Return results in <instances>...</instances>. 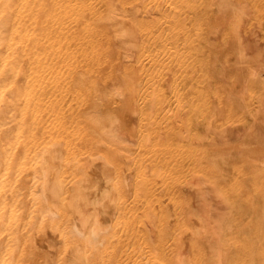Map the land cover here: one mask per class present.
<instances>
[{
    "label": "bare ground",
    "instance_id": "bare-ground-1",
    "mask_svg": "<svg viewBox=\"0 0 264 264\" xmlns=\"http://www.w3.org/2000/svg\"><path fill=\"white\" fill-rule=\"evenodd\" d=\"M16 1L17 0H15V5H16ZM87 1L88 0H86L85 3H87ZM89 1L91 8L89 7L88 4L87 6L90 8L88 13H90L91 16L88 15L87 17L91 18V22H89L91 23L89 25L91 26V28H89L88 26L89 30L91 29L90 30L91 32H89L88 30V32L91 34V35L89 34L91 36V41L89 42L88 41L89 39L88 40L85 39V41H88L89 44L91 43V49H90L91 51H87L86 49L84 50V55H86L85 54L86 52H88L89 54L87 59L85 58L84 64H86V66L90 65L94 69V72L95 71L97 72L95 73L90 72L91 73L90 74L88 72L89 68L85 67L86 69H88L86 70L83 67L84 65L81 66L82 70L81 69L79 70L78 67L80 68L81 61L79 60L80 65L75 61L79 65L76 67L75 65L77 64L74 65V67L77 68L74 71L79 70L77 71L78 72L77 80L79 82H82L83 84V80L87 78L88 80L87 79L86 80L93 85V87L91 85L89 86H90V90H93L94 92L93 95L95 96L93 100L94 102L95 100L98 99V102L99 103L101 102L100 104H102L103 99H109V101L112 100V103H114V102H119V99L116 101L117 98L115 99V97H120V99L122 100L123 98L124 99L127 98L128 103L127 104L125 103L126 106L123 107L124 110H130L131 112L128 114L125 113L126 119H124V121L122 120L121 116L119 117V115L114 113L116 109L114 112L112 111L113 113L110 112L113 109H111L110 111H105L103 113L102 111L101 113H98V111L100 110L99 106L101 107L100 104L99 106H96L94 104L93 107L92 105L88 107L86 104L85 106L88 108L86 109L85 107L86 110L84 109L85 111L83 112L82 118L81 116H79L81 119H83L82 121L78 119L79 117L76 116L75 113L74 118L76 119L78 117L77 118L79 120L78 122L83 123L82 124L83 127L85 123V127L83 129L85 130V128L88 127L87 129L89 131L87 129L85 131L82 130V126L78 122L77 123L79 125L75 123L77 125V128L81 129L82 133L89 132V134L84 133L85 134L84 136V134H82L79 129L78 130L76 129L78 133L81 134L80 136H83L84 138L87 137L88 139L84 140V138H82L83 139L82 141L81 137L79 138L77 133L76 135L78 136L79 140H81V142L74 141V144L72 143V145L75 148L74 147L72 148L77 150V148L79 147H76L77 145L76 142L77 143L79 142L80 147L82 146V144L84 148L88 146L90 147L91 152H87L86 155L85 152L83 151L84 149L81 151L78 150L77 151L79 152L78 154H80V152L82 153L84 152V155L86 157L83 158L82 156V158H79L77 160L73 158L71 161H69L70 159L68 156L69 163H67V165L69 167L68 166L67 167L69 169H67L66 172L67 174H66L65 173L66 170H64V172L62 170L64 169L63 166H65L67 158L65 160V163L64 161L63 162L61 161L62 150L60 148L63 149L62 140H65L66 138L65 136H67L68 135L67 133H69V131L71 130L70 128H68L69 126L66 127L70 129L68 130V132L65 131L66 128L64 130L66 132L64 133L65 136L63 135L64 138H62L63 136L59 135L60 133L56 134L57 126L59 125L55 126L56 128V130H54L56 132L55 136L56 137L61 136L62 138V140H60L62 144L61 146L59 145V142L58 144L54 143V140L50 136L49 137L50 139H48L45 142L43 141L44 143L43 142L41 143L42 147L37 148L36 146L38 144L36 145V143L38 142L35 143V139L38 136L40 137L42 135L40 128H39L40 135L38 133L37 136L35 129H34V133H31V131L28 129L29 127H31V125H33L32 122H30L31 119L29 120V125L27 124L25 126V124L28 122V120H25L24 117L26 116L27 113L26 111L29 110L31 114V109L28 108L30 102L28 101L29 102L27 103L28 106L26 105V103H24L28 109L27 108L25 109L26 106H21V108L23 107V110L21 109V112L24 111L22 112L23 115L21 114V112H19V114H16L15 112V110H17L18 104L19 107L21 104H23L22 99L24 101V98L27 97V93L24 94L26 92L23 89L25 88L23 87L24 84L22 83L21 84L22 86L19 84L20 82H23L22 80L18 82V84H16L17 82L12 83L10 77L14 78L13 76L16 77L18 76L16 79H14L16 81L18 78H20V71H21L22 75L25 76L24 79H26V75L23 74L26 72V69L25 68L21 69L22 67L21 65H23L24 62L22 63L20 61L21 58L24 61L23 57L25 58V56L28 55L29 50L28 51L26 50L28 53L26 51L24 52L21 48L22 46L21 47L18 46L22 50L21 53L22 52L25 53L24 54L25 56L23 57L19 55L21 53H18V51H20L18 47H17L18 48L17 51L16 49L13 50L14 53L16 51L14 58H16L17 54L20 58V61H18V63L16 59H15L16 61H14L15 63H17L18 67L15 63L10 61L11 58L13 57L10 56L11 53L10 54L7 53L8 58L10 60L6 57L7 55H4L3 57L2 48L6 44H8L10 37H13L11 34H13L16 31V30L14 31L13 29H14L15 21L17 19V17L15 16L17 14H15V10L13 9L15 7V6L13 7L14 4L13 0H0V81L2 82V83L0 82V264H31V263L32 264H96V261L97 264H100L101 261L100 263L98 261L102 255L105 256L104 253H106V251L109 248V247L107 248V245L109 243L112 244L113 241L112 239L115 238L118 239L119 237L124 238L125 233L123 234L121 233V229L123 227H124L123 228L124 231L125 229H127L128 232L127 231L126 232L128 236L129 234L132 233L134 235V231L135 232L137 231L138 234L137 238L139 237V234L146 236V234L144 233H147V235H149L148 231H151L150 230L151 226L152 225L155 226V224L151 222V217L153 216L152 220L153 218L154 221L160 219L156 223L160 221L162 223V226L163 223L166 222V228L165 225L163 226L165 232L163 231L162 234L165 233V235H167L169 231L172 232L173 230L175 231V229L173 228H171L172 230H170V227L172 226L176 227V225L174 226L173 224V222H177V220H179L177 217H174L176 216V213L179 214L181 217L183 216V218H185V219L182 218L181 220L182 221L185 220L184 222L187 224L188 227L184 224L185 227L181 226V228L184 227L182 228V230L186 229L185 232L183 231L185 234L181 235L182 234V230H181V234H180L181 236H178L179 233L175 235L177 237V238L175 237V241L177 240L176 242L179 244L178 247L176 246L177 247L176 249H179L178 251L181 252L179 253L178 251L175 250L176 255L178 254L177 256L178 258L177 260L175 258L172 264H191V263L192 264H240V263L264 264V40H263L264 26L261 25L262 23H260L259 26H263V31L261 32L260 30L262 29L259 30L258 29L259 26L258 28H256L255 25L254 28L253 25L255 23H252L253 24L252 25L251 20H248L249 18L248 15L251 16V11L249 12L248 9L252 8V1L250 2L251 4L249 3L248 0H89ZM246 1L249 3L248 5ZM255 2H257V0ZM263 2L260 1V3ZM35 3L37 5L38 2H36L35 0ZM43 3L46 5L47 1L45 0V2ZM21 4L24 5V3ZM263 4L261 5V7H263ZM28 5L30 6V4ZM20 6L21 5L19 4L18 9ZM254 6L256 7V5ZM39 7L41 8V6ZM255 7H253L252 9L254 11V12L252 11V13L253 14L255 13L254 17H256V15L260 11L262 12V14L259 13L258 15L263 16L264 9L258 10V6H257L256 7L257 12L259 11L257 13L254 10ZM34 8H35V4H34ZM45 9H47V7ZM31 10L34 11L35 9L34 10L31 9ZM41 11L44 13L45 10H41ZM36 12H38V10ZM84 14H85L84 16L86 17V12H84ZM37 16H39L37 18L39 21L35 19V22L38 23L40 22L41 16L38 14ZM260 16L258 17L260 18ZM185 18L190 20V24L187 26L189 27L188 29L186 28L187 25L186 20L184 24ZM256 18H252V19H256ZM261 19L263 20L264 18L262 17ZM16 22L19 24V20H17ZM22 22L25 23L28 22V20L25 21L23 19ZM194 22L196 23V25L194 26V30L192 31V28L190 26L192 24L193 27ZM37 23L35 25H37ZM27 24H29V22L26 23V27ZM40 24L43 25L45 23L41 22ZM81 25L83 24L81 23ZM40 26L38 27L41 28V30L39 29V31L41 32L43 28ZM251 26L253 27V29L250 30ZM32 27H30V29ZM22 28L19 31H22ZM26 31L28 30L26 29ZM165 32L167 33L170 32L173 38L176 37V39H178L179 36L181 40L183 39L184 42H186V40L189 41V42L187 41L186 43L187 44L189 43L190 46L187 47L190 48L188 49L190 53V62L189 60H187V56L189 53L185 51L183 48H180L181 46L175 47L174 52H172V54L178 53L179 57L180 55L181 57H183L182 59L183 61L185 58V53L183 56L181 54L182 50L180 51V49H183L184 52L187 53L185 61L186 62L188 61L187 65L189 66L184 68L183 70L186 69L188 75L187 76L185 75V77H187L186 81L185 78L182 77L184 79L182 83H184L185 81L186 85L184 84V90L183 89L180 90L182 93L184 92L185 96H187L191 100L190 101L191 103H193L192 101L195 100L196 102L197 100L199 102L197 103L200 104L198 107L201 106L200 108L201 115L199 116V119L201 117L202 119L200 121H198L199 119L196 120L198 122L194 124L189 123L191 122L190 121L191 118L190 119L188 118L187 120L189 121L188 123L190 125L194 126V129L196 131V133L194 131V133L196 134L194 137L196 143L194 142L193 138L191 139L192 135L191 137H189L193 129L190 130L191 126L187 127L189 125L188 123L186 127H183L184 129H181L179 128L180 125L179 127L175 126V124L177 125L176 121L174 122L175 124L173 123L174 117L173 119L171 118L173 121H170L171 119L168 120L170 122V125H172L170 126L171 129L173 128V131L175 129L174 135H173L174 132H172L171 129L164 127L165 124L167 125V123L169 125V122H164L165 123L163 124L164 126L160 124L163 122V119L165 117H166L165 119H168L169 116H171L174 112H176L177 107L174 109L171 115L169 116L167 115L168 117L166 115H162L164 116L162 122L160 120V117H158V115H157L158 118L157 120L160 121L159 123L157 120L153 119L154 122L156 121L159 124L158 125L157 123H154V125L157 124L156 126L158 128L156 129L155 126L153 129V130L156 129L155 133L159 134L157 135V137L151 135L152 133L154 134L153 130L150 132L151 126L153 125V120L151 121L152 125L150 124V127L148 126L147 128L142 127L143 128L142 130L141 128H138L139 126H135L138 125L137 122L133 123L132 121L133 117L141 115V113L142 114L146 113L145 114L146 116L144 115V117L148 116L150 118L149 116L150 111L148 110L149 108L152 109L151 114L154 116L156 115L155 113L156 111L155 109H153L155 107L157 112L160 111L159 115L161 112L163 113L162 109L161 110L157 109L158 105H160L158 106V108L160 107L162 108L163 105V104H158V102L160 103L159 99L162 97L161 103L164 100L166 101L168 100V98L164 97L166 96L165 93L167 86L168 88L171 87V89L174 90V87L171 84H175L176 81L173 83L171 82L174 80L175 77L173 78V80L170 77V80L172 81L169 82L170 81L169 66H172L174 63L171 64L172 63L171 61L169 62L171 65L167 63L168 68L166 67L167 64L166 66L163 65V67H165L168 71V76L166 75V73L161 75L160 71L161 70L164 71V68L160 67L162 66V63L161 65L160 64L155 65L159 63L158 61H160L161 59L160 57H163V55L161 56V54L167 49V47L170 48L169 45L166 48H164V46L167 45L166 43H168L167 40L166 41L164 40L167 39V36L166 38L165 36L164 38L162 37L163 33ZM83 33L84 32L82 31V34ZM29 34L30 33L27 34L28 37L31 36V35L29 36ZM86 35H88V33H86ZM184 37L186 38V40ZM148 38H152V41L151 39ZM38 39H36V42ZM148 41H150L151 43ZM30 43L31 42H29L28 45H30ZM177 44L178 42L176 43V45ZM39 46H37L38 49ZM145 46H147L146 49ZM10 48L8 47L7 49ZM88 48L89 47H87V49ZM143 48L145 50H143ZM177 48L179 51H176ZM145 51L147 53L149 52L148 55L153 53L157 56L158 63L155 62L154 65L152 64L154 69H156V67L161 68V70L160 68L157 69L159 70L158 72L160 76L156 74L155 76H152L156 72L155 70H151L152 69L151 68L150 70L154 71V73L151 72L150 73L151 75L146 73L147 75L150 76V78H148L149 80L147 78L145 79L143 78L144 80H142V77H146L143 76L145 75L143 74V72L145 73V70L147 72V68L149 67L144 65L145 63L143 59L145 58L144 56L147 54L145 53ZM166 51L165 53L169 52ZM170 53L171 51L167 54V57L169 56ZM158 54H160L159 55L160 57L158 56ZM155 55L151 56L152 57L151 63L154 61V58L156 59ZM78 56L79 55L77 54L76 57ZM173 56L171 57L169 56V60L171 58L172 61L181 59V58L178 59V57H176L177 59H175V56L174 58ZM151 57H146V59L147 58L151 59ZM79 59L82 60V58ZM29 60H31V58ZM182 61L180 60V63ZM185 61L183 63L186 65ZM26 62L27 64H30V62H28V59ZM176 63H178V61H176ZM19 64H20V69H19V73H17L16 72L17 70L15 69L19 68ZM40 65L41 64H38V66ZM147 65H149V63ZM175 65H177L178 67L179 63ZM27 66L28 65H26V67ZM31 66L33 67V65ZM35 67L36 65L34 66V68ZM94 67H98V69L95 70L96 68ZM183 67L180 68L182 69ZM83 68L85 71L83 70ZM172 68H170V70L173 71L175 68L173 69ZM180 68L179 70H177V72L182 71ZM23 70H25V72H22ZM175 70L173 71V73L171 71L172 75L176 73ZM167 71L165 70V72ZM182 74L184 76V73ZM1 76H4L5 78L7 77V79L5 80L7 81L11 80L8 81V83L10 82L11 83L6 84L7 82H4L1 79ZM92 76L94 79L92 78ZM146 79L147 81L154 79L153 80L154 82L152 81V83L153 86H156V88H154L155 90L152 92L148 90V92H150L148 93L146 89L150 84H146L147 82L146 81L145 90L147 93L145 94L144 92V94H142V90L140 89L141 85L139 86V84H141V82L145 81ZM87 83L85 85H87ZM155 83L156 85H154ZM179 83H181V81H179ZM177 84L175 85L177 86ZM79 87H81L80 84ZM79 87L77 88L79 94L78 97L76 96L77 97L76 102H78L79 96H80L79 98L80 100L82 98L80 94H82L83 90L82 88ZM142 87L143 85L141 86V88ZM79 89L82 90V92H80ZM176 90L177 89H175V92ZM22 92H24L23 93L24 96L22 95ZM86 92H87V88L85 89V93ZM87 93L91 94V92H87ZM87 93L85 97L87 96ZM176 94L180 95L181 93L176 92ZM221 94L223 95V97ZM181 95L183 97V94ZM122 96L124 97L122 98ZM89 97L90 96H88L87 98ZM29 98L27 100H29ZM218 98L220 100L222 99L223 103L225 104H227L228 102L230 103V101L232 100V104L230 103L231 105L229 104L228 106H226L224 104V106H226L227 109L229 107V112L226 111V114H230V118L232 121L230 123H234L237 120L236 121L237 124L236 123L227 124V122L226 124L221 123L222 119H224V121H228L230 119L229 116L225 114L224 116L222 114V117L216 118L218 114L216 115L215 113H213V111L214 108H217V106L213 108L210 103L215 99H217L218 102L219 101ZM85 99H83L82 101H84ZM18 100L21 101L18 102ZM174 101H177V98ZM84 102L86 103L89 102V104L91 103L88 100H85ZM123 103L119 105V108ZM182 103L183 102L181 99V103H178L180 104V107H178V109L180 108L179 110L181 111H182L181 106L183 105ZM191 103L186 105L190 106ZM219 103L217 105L221 106L222 104L220 101ZM115 104L117 105V103ZM167 104L165 105V107H167ZM176 104L177 103H175L174 106ZM36 105L39 106L38 103ZM41 105L42 102H40V106ZM104 105L106 107V103ZM107 106L109 105L107 104ZM185 106L184 108L186 109L187 107ZM192 106L190 108H192L193 111H196L197 109H195V107L197 106L195 105H194L195 107ZM30 107L33 108L34 106L31 105ZM96 108H98L99 110ZM34 111L37 112L39 111V109L37 111L36 110ZM186 111L187 110H185V112ZM237 111H240L241 113V115L237 113L239 117L236 116L235 112ZM153 112L155 114H153ZM32 113L33 114L31 115V117L34 116V120H36L34 115L36 113H34L33 111ZM37 113L39 114V112ZM68 113L70 112L68 111ZM168 113L169 112L167 111V114ZM191 113L193 112L191 111ZM234 113H235L234 115L235 119L232 120L234 117L232 114ZM51 114L52 113H50L49 115ZM21 115L24 118L21 117L20 120ZM77 115H80V112ZM141 116L143 117V115ZM141 116L140 118L137 117V119H140V121L142 122H140L139 120H135V118L134 121H139L140 125L141 123H143L144 125L146 119L145 120L143 119L144 120L143 121L141 119ZM172 116H174V114ZM179 116L177 117L179 118ZM226 116H228L227 117L228 120H226L227 119L225 118ZM57 117L59 118V116ZM196 118H198V115L196 116ZM48 119L49 118L47 117L45 121L43 120L45 122L44 125L49 124L50 121H48ZM77 119L75 121H77ZM165 119L164 121H167ZM183 119H185V116ZM50 120H52V117ZM176 120L178 119L176 118ZM39 121L41 120L39 119ZM47 121L48 123H46ZM64 122L65 119L63 120V123ZM72 122L71 123L69 122L71 124L70 127L72 126ZM35 123H37V121H35ZM40 125L43 124L40 123ZM64 125L66 126V124ZM76 125L74 126V128L76 127ZM36 126L37 125H35V127ZM43 126L42 128L44 127L47 128V125L44 127ZM177 127L179 128V130H185L186 128V130L190 132L188 134V132L185 130L188 135L186 134V136H183L184 133H181V131L179 132ZM58 129L60 128L58 127ZM167 129L170 130L171 132L170 131L166 132L168 131ZM36 130L38 129L36 128ZM45 130L46 129H43L42 131L45 132ZM62 130L58 132L62 133ZM27 131L29 132V134L30 133L31 135L33 134L34 138L35 136H37L34 139L33 136L30 135L31 136L30 139H33L32 141L31 140L30 141L34 142V146L36 147L34 148L36 149V151L34 150L35 151L34 154L33 152L32 154H30L33 148H30V146L28 147V142L26 139L29 136V134H27L28 133ZM54 131H52V135L54 134ZM146 131H149L151 136H148L149 132L147 133ZM176 131L177 133L179 132L178 135L180 139L183 137V139L188 140L190 143H188V146L185 148L184 147L185 145L183 146V144H181L183 143V141L181 142V140H179L181 143H179V141H176L177 145L173 143L174 144L173 146L175 148L174 149L175 152H174L172 148L171 138L177 135ZM49 132H48V136H49ZM161 133H163V135L166 134L165 135L166 137L164 138V136ZM180 133L182 135H180ZM167 134H169L171 137L168 138L171 141L167 140L171 143L170 145L168 142V148H167V143H165L167 142L165 139L167 138V136H169ZM76 135H74L72 139H75L77 137ZM142 135H144L145 137H142ZM161 135L163 136L164 139H162ZM93 136L95 137L93 138ZM89 137H91V139L92 138L95 139V141L97 142L92 141ZM149 137H152L153 139ZM42 138L43 137H41V139ZM58 138L57 140L60 139ZM189 138L192 142L189 140ZM51 139L53 142L49 141ZM88 140H90L91 142H95L94 143L95 146L98 143V145H100V147H98L99 150L96 151L98 148L94 146L96 148L95 150V148L92 146V143L90 144V141L88 142ZM163 141L165 144H163ZM31 142L29 143V145L32 144ZM133 142H135V144L137 142L136 146L138 147L140 146L137 153L139 156L138 159L142 161H144V158L140 159V157H146L143 156L145 153L148 155V153H150L151 150L152 151H154V149L156 150V148L160 144H163L160 145L161 146L160 149L163 148L165 145L166 148L165 147L164 148L167 151L165 152L164 150L165 153H168V150L171 151L170 147L172 148V151L176 153V151L179 148V145L180 146L182 145V147H180L179 150L184 147L185 148L183 149L184 152L181 151L184 155L181 152L177 151V153L180 154L178 158H180L181 155L182 158L184 157L186 159L187 157L186 161L185 160L184 161L187 162L188 165L190 163L188 159L189 160L191 159L193 161L197 160L195 164L193 162L192 164L195 165V168H197L198 171L196 174L193 173L195 175H193L192 177H188V175L189 176L191 175L187 173L189 172V170L191 171L190 168L193 167L192 169H194V166L193 165L192 167L191 165L188 166L186 163L187 166L185 167L184 164L185 171L184 170L183 171L186 172V170L189 167L190 168L188 169L186 174L182 173L183 172L182 169H180L177 163L174 161L178 159V158L174 159V157H176L178 154H175V156L173 157V155L172 156L170 155L171 153L170 154L168 153L169 155L167 154L168 156H166V154H164V152L161 150L162 153L160 154H162V156L164 154V156L163 157L159 156V158H157L159 147L156 150L157 152L154 151L156 153L155 155L156 158H154V155H151L152 152L150 153L149 156L153 158L151 157L146 158L147 161L145 162L147 163H145L144 168H142L141 166V164H143L142 161L140 163L139 160L138 162L140 164H138V167H136L137 163L136 166H134L135 168L128 167V165L130 164L132 165L134 158V157L132 158V154L134 150L133 152L130 151L132 148L131 143ZM103 144L110 149L109 152H107L108 150L105 149L106 146H104L103 149L100 150L101 145ZM65 145L67 144L64 143V146ZM32 146L33 144L31 145V147ZM134 146L135 145H133V147ZM74 149L72 151L75 152ZM69 150L67 151V147H66V151H65L64 148L65 153L66 152L69 153L71 151ZM135 150H137V148ZM102 151L107 153H103ZM97 152L98 153L101 152V154L99 153L96 155L95 153ZM65 153L63 154L65 155ZM73 153H70V156ZM128 153L131 154L130 157L132 158V162L128 158L129 157ZM73 156L76 157V155ZM79 156L81 157V154ZM165 156L170 163L171 162L176 163V164L173 163L174 165L171 164L173 168L171 167V169L168 170L169 173H172L173 171L174 174V172H177L179 170V172L183 175V178H185L183 180L181 175L182 178L181 179L180 174L177 172L179 174V176L177 174V177L181 179V181L177 180V182L178 181L181 182L179 183L180 185L177 183V186L179 185V189L177 186H175L176 187L175 189L173 187L175 184L172 183L176 178V173L175 175H172L169 174L167 170L165 171L164 168H162V171L161 169H159L161 168V166L166 167L167 164H169V162L166 159L165 160L167 161V163L166 161L164 162L163 158ZM70 158H72V156ZM135 161L136 160L134 159V163ZM178 161L179 163H181L182 162L181 158ZM129 162L131 163L129 164ZM162 162L164 166L163 164L161 165ZM61 165L63 167L62 170H61ZM157 169L159 170L157 171ZM173 169L174 170L176 169L177 171L176 170L174 171ZM163 171L169 174V175L167 174L168 180L166 179L168 183L169 181H171L170 175H172V177L174 176L173 179L171 178L173 180L171 181V184H173L172 186L173 188L172 187L168 188V183L167 182L165 183L167 185L168 190L170 191V194H173L174 193L173 191H175V193L178 192L176 193L177 197L174 196L175 193L173 194V196L171 195L172 198L174 197L173 201L170 198L169 199L170 202L167 204H165V200H163V197L165 196V193L167 195V192L169 191H165L166 185L164 186V182H163V186L165 187V189H162L163 186L161 188L162 181L165 180V179L162 180V178L166 176V175L164 176L165 173ZM161 172H163L164 174ZM247 172H248V176L245 175ZM60 173H64L66 174V176ZM149 173H151L152 176L155 175L154 178H151L150 177L151 175ZM158 174H159L158 177H160L161 178L160 180H162L161 184L160 182L158 183V180H155L156 182L154 183L155 184L158 183V184L152 185L154 179L157 177ZM160 174L163 175L160 176ZM147 179H149V182ZM150 180L153 181L151 182ZM144 181L145 183L147 182L146 184L150 183V186L148 187L147 185H145ZM144 185L147 186L148 189L151 188L150 190L147 191V187H146V192L150 191L151 196L150 194L147 195L144 192L145 187H142ZM158 185H160V187H157ZM152 186L153 187L155 186L157 188L153 189ZM159 189H162L164 191L163 193L161 190L164 196L160 194L161 192H159ZM141 194L142 196L140 197L141 198L140 199L139 196ZM143 194H146L147 196L145 195L144 196L146 198L148 197V199L150 197L151 200L149 199V202H147L148 204L149 203L150 204L149 205L147 204L149 208H147L146 210L144 207H142L143 205L141 206L142 208L141 211L145 210L144 212H141L139 210L140 207L138 206L140 204H144L146 200H148L145 198L144 199L145 202H143L144 200L142 201ZM131 196L133 197L135 196V198L137 197V199L135 200L133 199V202L129 201ZM168 196L169 195H167L164 198L167 199ZM137 200L139 202L138 205L136 203ZM134 201L136 206L134 204ZM170 203L171 205L169 206ZM174 205L176 207L174 208L173 211ZM122 212L123 213L128 212L129 215L130 212H132L133 215L132 217L135 219L133 220L136 221L138 224L135 225L138 227L137 229H135V226L133 225V223H135L133 220H132L133 223L125 222L123 226L121 224L122 223L121 220L123 218L121 220L119 219L121 222L116 221L117 214L118 213L121 214ZM128 213H126V215ZM120 214L118 215L120 216ZM172 214L175 215L173 216ZM126 215L122 216L121 214L122 217ZM155 216L157 217V219H155L156 218ZM171 216L173 217L171 218ZM173 218L174 219L176 218V221L174 220L171 224L168 223V221L171 222L170 220H173ZM124 220L127 221V219ZM149 220L151 223H149ZM184 222H180L179 224L183 225ZM169 224L172 226H170ZM118 225L119 226L121 225L122 227H119ZM154 226L153 228L157 230L158 229L157 227L158 226L160 227L161 225L159 223L158 226L157 225L155 227ZM167 228H168V232H167ZM129 231L132 232L129 233ZM172 232H170V235ZM156 233L152 231V234H156ZM127 234L125 237H127ZM165 237L166 236H164V238ZM150 238L151 237H149V240ZM127 239H125V241ZM166 239L164 240L165 242L167 241ZM152 240L151 242H154ZM116 242L118 243L119 241ZM126 242L129 243V241ZM131 243L129 245H131ZM111 244H109L108 246H111ZM117 245L119 246L120 244L118 243ZM186 246H188V249L192 248L190 250L192 253L191 258L192 261L196 263L191 262L190 255H188L189 253L186 252L187 249ZM163 247L165 250V244L163 245ZM121 249L122 248H119V250ZM27 253L30 254L32 253L33 256L34 253L38 254L40 256L39 258L37 257L39 260L36 261L37 255L34 256V261L29 260L32 257L29 255L30 256L29 258ZM127 257H131V256L126 255V258ZM101 258L103 260V257ZM126 258L124 260H126ZM170 259H174V257ZM120 260H119L120 264H133L132 263L133 261L132 262L130 261L132 260V258L129 261L127 259V261L121 260L120 262ZM239 260L242 262H240ZM140 264H145V263L142 262Z\"/></svg>",
    "mask_w": 264,
    "mask_h": 264
},
{
    "label": "rangeland",
    "instance_id": "rangeland-1",
    "mask_svg": "<svg viewBox=\"0 0 264 264\" xmlns=\"http://www.w3.org/2000/svg\"><path fill=\"white\" fill-rule=\"evenodd\" d=\"M39 1H41V0H36V2H38L37 3V5H36V3H35V0L33 1V0H17L16 1V5H15V0H13V9L15 10V14H17L15 17H17V19H16V21L17 20H19V24L15 21V25H14V33L13 34H11L13 37H10V40L8 41V44H6L3 48H2V55H3V57H4V55H7L6 57L8 58V54H10L11 53V55L10 56H13L12 58H11V62H13V63H15L14 61H16L17 60V63H18V61H20V58H19V56H18V54H17V56H18V58H17V56H16V58H14L15 57V53H16V51L18 50V48L19 47H21L22 48V50L25 52L26 50L29 52H27L28 53V55H24L25 53L24 52H22L21 53V49L19 48V50L20 51H18V53H21V54H19L20 56H25V58L23 57V59H24V61L22 60V58H21V61L20 62H24V64L23 65H21L22 67H21V69H23V68H25L26 69V72H25V70H23L22 72H25V73H23L24 75H26V79H24V77L25 76H23L22 75V73H21V71H20V78H18L16 81L14 80V79H16L17 77L16 76H13L14 78H11L10 77V79L12 80V83L14 82V83H16V84H18V82H20L21 80L23 81V82H20L19 84L21 85L22 83L24 84V86L23 87H25V88H23L26 92L24 93V92H22V95L24 96V94H26L27 93V97L29 98V96H30V98H29V100H27L28 98L27 97H25L24 98V101H23V99H22V103L23 104H21L20 105V107H19V104H18V107L20 108V110H19V108L17 107V110H15V112H16V114H19V112H21V109L23 110V107L21 108V106H26L27 105V103H29L30 102V104H29V107L28 108H30L31 109V114H30V112H29V110H25L27 113H26V116H24L25 117V120H28V122L25 124V126L28 124L29 125V120H30V122H32V124L34 125V127H35V125H37V126H39V127H33V125H31V127H29L28 129L31 131V133H34V129H35V132L37 133V136H38V133H39V135H40V130H41V132H42V135L39 137H37V136H35V138L37 137V138H39V139H35L34 138V135L32 134L31 135V133L29 134V132L27 133V134H29V136L27 137V142H28V147L30 146V148H33L32 150H31V153L30 154H32V152H33V154H34V152L36 151V149H34V148H40V147H42V145H41V143L44 141H47L48 139H50L49 137L51 136V138L54 140V143H57L58 144V142H59V145L61 146L62 144H61V141L60 140H62V138H64V136H65V134L64 133H66V132H68V130H70L71 131V133H70V131H69V133H67L66 135L67 136H65L66 138H65V140H62L63 142V145H62V147H63V149L62 148H60L61 150H62V155L64 156H62L61 155V161L63 162L64 161V163H65V160H66V158H67V161H66V163H65V166H63L64 167V169L62 170V165H61V170L64 172V170H66L65 171V173L67 172V169H69L68 167V165H67V163H69L68 162V156H69V161H71L73 158H75L76 160L77 159H79V158H82V156H83V158L84 157H86L85 155H84V152H85V154L87 153V152H91V149H90V147H88V146H86L85 148L83 147V144H82V146L80 147L79 145H80V143L79 142H81V140L83 141V139L82 138H84L83 136H80L81 134H79L78 133V129L79 128H77V125H79L78 123H80V122H78L79 120L78 119H80V121H82L83 119H81L82 118V115H83V112L90 106V105H92V107H93V105L95 104L96 106H99V104L101 103H99L98 102V99L97 100H95V102L93 101L94 100V98H95V96H93L94 95V92H93V90H90V86L89 85H91L92 87H93V85L92 84H90L89 83V81H87L88 79L87 78H85L84 80H83V84H82V82H79L78 80H77V74H78V72L77 71H79L82 67V65H84L83 67L85 68V67H87V68H89V70L88 69H86V70H88V72L90 73H95V72H97V71H95L94 72V69L89 65V66H86V64H84V60H85V58L87 59V57L89 56V54H88V52H86L85 54L86 55H84V50L86 49L87 51H91L90 49H91V43L89 44V42L91 41V34L89 33V32H91L90 30H89V28H91V26H89L91 23H89V22H91V18L90 17H87L88 15L89 16H91V14L90 13H88L89 12V10H90V4H89V0L87 1V3H85L86 2V0H46L47 1V4L45 5L43 2H45V0L43 1H41V2H39ZM249 1V3L252 1V8H250V9H248V11L250 12L251 11V16H249L248 15V20H251V24L252 23H255L254 25H253V27L255 28V25H256V28H258V26L260 25V23H262L261 25H263L264 26V19L262 20L261 18L263 17L264 18V15L263 16H260V15H258L259 13L260 14H262V12L260 11H258L257 12V6H258V10L259 9H264L263 7H264V0H257V2H255L256 0H248ZM253 1H254V3H253ZM259 1V2H258ZM260 1L261 2H263V3H260ZM20 2V3H19ZM30 2V3H29ZM31 2H32V4H31ZM81 2V3H80ZM247 2V1H246ZM21 5L20 7H19V9H18V5L19 4ZM21 3H24V5L23 4H21ZM26 3V4H25ZM248 2H247V5L249 4ZM28 4H30V6L28 5ZM34 4H35V8H34ZM87 4L89 5V7L87 6ZM251 4V3H250ZM263 4V7H261V5ZM26 5V6H25ZM31 5H32V7H31ZM82 5H83V7H82ZM254 5H256V7L254 6ZM39 6H41V8L39 7ZM46 8L47 7V9H45L44 7ZM78 6V7H77ZM81 6V7H80ZM87 7V8H86ZM249 7H250V5H249ZM248 7V8H249ZM253 7H255V12H257L256 14L258 15V16H260V18L256 15V17L257 18H259V19H261V20H259V19H257L256 17H254V15H255V13L253 14L252 13V9H253ZM24 10H23V9ZM85 8V9H84ZM17 9V10H16ZM21 9V10H20ZM31 9H35L34 11H32ZM171 9V8H170ZM169 9V10H170ZM26 10V11H25ZM38 10V12H36ZM40 10V11H39ZM41 10H45L44 11V13L41 11ZM169 10H168V12H169ZM31 11H32V13H31ZM264 11V10H263ZM16 12H19V13H16ZM35 12H36V14H35ZM79 12V13H78ZM84 12H86V17L84 16L85 14H84ZM254 12V11H253ZM88 13V14H87ZM22 14V15H21ZM27 14V15H26ZM28 14H29V16H28ZM37 14L38 15H40L41 17H40V22H35V19L36 20H38L37 18L39 17V16H37ZM264 14V13H263ZM25 15V16H24ZM81 15V16H80ZM83 15V16H82ZM19 16V17H18ZM24 16V17H23ZM27 16V17H26ZM20 17H21V19H20ZM43 17V18H42ZM28 20V22H29V24H27V27H26V23H28V22H22L23 21V19L25 20V21H27L26 19ZM29 18H31V19H29ZM252 18H256V19H252ZM80 19V20H79ZM31 20V21H30ZM45 20V21H44ZM88 20V21H87ZM185 20H186V28L188 29L189 27H187L189 24H190V20L189 19H184V24H185ZM256 20H257V22H256ZM259 20V21H258ZM33 21H34V23H33ZM39 21V20H38ZM44 21V22H43ZM253 21V22H252ZM21 22V23H20ZM45 23V24H40V23ZM84 22V23H83ZM86 22V23H85ZM37 23V25H35ZM81 23L83 24V25H81ZM89 23V24H88ZM198 24V23H197ZM22 25V26H21ZM24 25V26H23ZM40 25H42V26H40ZM85 25V26H84ZM196 25V23L194 22V24H193V27H192V24H191V28H192V31L194 30V26ZM32 27V26H34V27H32L31 29H30V27ZM38 26H40V27H42L43 29H42V31L41 32H43V33H41L40 31H39V29L41 30V28H39ZM84 26V27H83ZM88 26H89V28H88ZM198 26V25H197ZM263 26H259V30L260 29H262V30H260L261 32L263 31ZM22 27H24V28H22ZM37 27V28H36ZM81 27V28H80ZM87 29H86V28ZM253 27L251 26L250 27V30L251 29H253ZM21 28H22V31H19V30H21ZM197 28V27H196ZM196 28H195V30H196ZM26 29L28 30V31H26ZM82 29V30H81ZM38 30V31H37ZM85 30V31H84ZM88 30H89V32H88ZM23 31H24V33H23ZM34 31H36V32H38V33H36V32H34ZM82 31L84 32L83 34H84V36H83V34H82ZM167 31H169V30H167ZM27 32V33H26ZM32 32V33H31ZM40 32V33H39ZM17 33V34H16ZM28 33H30L29 34V36L30 37H28ZM86 33H88V35H86ZM20 34H21V36H20ZM42 34V35H41ZM90 34V35H89ZM165 34V35H164ZM166 34H169V35H166ZM18 35V36H17ZM35 35V36H34ZM40 35V36H39ZM170 32H165V33H163V38H164V36H165V38H166V36H167V39H164L165 41L167 40V42L169 43H166L167 45L166 46H164V48H166L168 45L170 46V48H168L167 47V51H171V53L169 54V56L171 57V56H173L174 54H176V53H174V54H172V52H174V48L175 47H180V48H183L185 51H187L188 53H189V50L188 49H190V48H187L188 46H189V43L187 44L186 42L188 41V40H186V36L184 37L185 38V40H186V42H184L183 41V39L181 40V38L178 36V39L180 40H178V39H176V37L175 38H173L172 37V35H171V38H172V40H171V38H170ZM38 36H39V39H38ZM78 36H80V37H78ZM25 37V38H24ZM28 37V38H27ZM41 37H42V40H41ZM19 38V39H18ZM23 38V39H22ZM33 38V39H32ZM80 38V39H79ZM168 38H169V40H168ZM36 39H38V40H40V41H42V42H40V41H38L37 40V42H36ZM85 39L86 40H88V41H85ZM148 39H151V41H152V38H148ZM176 39V40H175ZM14 40V41H13ZM21 40V41H20ZM29 40V41H28ZM31 40V41H30ZM34 40V41H33ZM80 40V41H79ZM262 40V39H261ZM264 40V39H263ZM24 41H25V44H24ZM181 41H183L184 42V44H183V42H181ZM11 44H10V43ZM21 42H23V43H21ZM28 42V43H27ZM29 42H31L30 43V45H28L29 44ZM39 42V43H38ZM81 42V43H80ZM88 42V43H87ZM148 42H150V41H148ZM178 42V44L176 45V43ZM189 42V41H188ZM34 43V44H33ZM78 43V44H77ZM151 43V42H150ZM186 43V44H185ZM11 46H10V45ZM14 44H15V46H14ZM21 44V45H20ZM33 44V45H32ZM44 44V45H43ZM76 44H77V46H76ZM81 44V45H80ZM84 44V45H83ZM86 44V45H85ZM147 44V43H146ZM171 44H172V46H171ZM175 44V45H174ZM182 44V45H181ZM7 45H8V47L10 48V49H7L8 47H7ZM35 45V46H34ZM40 45V46H39ZM19 46V47H18ZM37 46H39V49L37 48ZM42 46V47H41ZM148 46V45H147ZM147 46H145V49L147 48ZM183 46V47H182ZM18 47V48H17ZM25 48V50H24V48ZM32 47V48H31ZM44 47V48H43ZM79 48V49H77V48ZM86 47V48H85ZM87 47H89L88 49H87ZM190 47V46H189ZM82 48V49H81ZM187 48V49H186ZM16 49V51H15V53H14V51L13 50H15ZM33 49V50H32ZM37 49H38V52H37ZM144 48H143V50H145ZM170 49V50H169ZM173 49V50H172ZM183 49H180V51H181V54L184 56V53H185V58H184V60L182 61V59H183V57H181V55H180V57H179V55H178V53L176 54V55H174L175 56V59H177L176 57H178V59H180L182 62L181 63H183L185 60H186V56H187V53L186 52H184V50ZM79 52H78V51ZM165 50V51H166ZM7 51V52H6ZM10 51V52H9ZM40 51V52H39ZM77 51V52H76ZM80 51H82V52H80ZM165 51L161 54V56L163 55V57H164V59H163V57H160L159 55L160 54H158V56L162 59V61H161V59H160V61H158L157 62V56L155 55V54H153V53H151L150 55H148L149 54V52L147 53L146 51H145V53H147L144 57V65L145 66H149L148 68H147V72H146V70H145V73L143 72V74H145V75H143V76H146V77H142V80H144L145 78H150V76L149 75H147V74H150L151 72H153L154 73V71H151V70H155V72L156 73H154L152 76H155V74L156 75H159V70H157V69H159L160 67H163V65H165L166 66V64L168 63L169 65H171V64H173L172 66H169L170 68H172L173 66V68H175L176 69V67H177V65H175V64H178L179 63V65L181 64L180 63V60H176V61H178V63H176V61H172L171 59L169 60V56L167 57V54L169 53V52H167V53H165ZM176 51H179L178 50V48L176 49ZM32 52H34V53H32ZM37 52V53H36ZM8 53V54H7ZM12 53H13V55H12ZM81 53V54H80ZM83 53V54H82ZM36 54V55H35ZM43 54V55H42ZM77 54L80 56H78L79 58H82V60L81 59H79L78 57H76L77 56ZM164 54H166V55H164ZM180 54V53H179ZM37 55H39V56H37ZM47 55H48V57H47ZM76 55V56H75ZM155 55V57H156V59L154 58V61L151 63V60H152V57L151 56H154ZM9 56V57H10ZM39 58V60H38V58ZM42 56H43V59H42ZM50 56V57H49ZM75 56V57H74ZM174 56H173V58H174ZM188 56H189V59H188ZM188 56H187V60H189V62H190V53L188 54ZM35 57V58H34ZM146 57H151V59H146ZM31 58V60H29ZM34 58V59H33ZM47 58V59H46ZM166 58V59H165ZM167 58H168V60H167ZM12 59H13V61H12ZM16 59V60H15ZM27 59H28V62H30V64H27ZM37 59V60H36ZM49 59V60H48ZM53 61H52V60ZM174 59V60H175ZM26 60V61H25ZM52 62H51V61ZM79 60L81 61V65H80V63H79ZM150 60V61H149ZM80 65V68L78 67V69L79 70H76V71H74L75 69H77V68H75L76 66H79L76 62ZM149 63V65H147L148 63ZM164 61V62H163ZM172 62L171 64L169 63V62ZM36 62H37V64H36ZM39 62V63H38ZM42 62V63H41ZM75 62V63H74ZM158 63V64H155V65H161V63H162V66H160V67H156V69H154V67H153V65H154V63ZM17 63H15L16 65H17ZM21 63V64H22ZM33 63V64H32ZM44 63V64H43ZM50 63V64H49ZM83 63V64H82ZM87 63V62H86ZM147 63V64H146ZM164 63V64H163ZM185 63H186V65L184 66L183 64H181L180 66L178 65V67H177V69L175 70L176 71V76H175V74H173L172 75V73H173V71L172 70H170V68H169V71H170V73H169V80H170V77L172 78V80H173V78H174V80L172 81V80H170L169 82H171V83H173V82H175V84H177V82H178V84H180V85H178L177 84V86L175 85V84H171L173 87H174V90L173 89H171V87H169L170 88V90H169V88H168V86H167V88H166V96H164V97H166V98H168V102L166 101V100H164L162 103H161V98L159 99L160 100V103L158 102V104H163L162 105V108L160 107V108H158V106H160V105H158L157 106V109H159V110H161L162 109V111H163V113L161 114L160 113V115L162 116V115H171L172 113H173V111H174V109L176 108V112H174L173 114H174V116H167L168 117V119H165V120H167V121H164V119H163V117L164 116H160L159 115V112H157V110H156V107L155 108H153V109H155V113H156V115L154 116V115H152L151 114V111H152V109H150L148 106V110L150 111V118L147 116V117H144V115L146 114V113H141V115H143V117L141 116V115H138V116H135V117H133L132 118V121H133V123H136L137 122V124L138 125H135V126H139L138 128H141V130L143 129V128H147V126L148 127H150V124L152 125V120L154 119V120H157L158 118H157V115H158V117H160V120H161V122H162V119H163V122L162 123H160V124H162V126H164L163 124H165L164 122H169L168 120H170L171 118L173 119V117H174V121L171 119L170 121H173V123L176 121V123H177V125L175 124V126H178L179 127V125H180V127L179 128H181V129H184L183 127H186L187 126V123L189 122V121H187L188 120V118L190 119V121L191 122H189V123H191V124H194V123H196V122H198V121H200L201 119H202V117L199 119V116L201 115L200 114V111H201V106L200 107H198L200 104H198L199 102L196 100V102H195V100L194 101H192L193 103H194V105L195 106H197V107H195L194 105H193V103H191L190 101V99L187 97V96H185V94H184V92L182 93L181 92V90L180 89H183L184 90V84H185V81H186V78L187 77H185V75L187 76L188 75V73H187V70L185 69V70H183L184 68H186V67H188L189 65H187L188 64V61L186 62L185 61ZM38 64H41L40 66H38ZM52 64V65H51ZM75 64H77V65H75ZM88 64V63H87ZM153 64V65H152ZM168 64H167V68H168ZM26 65H28L27 67H26ZM31 65H33V67L31 66ZM36 65V67L34 68V66ZM44 67H43V66ZM74 65H75V67H74ZM150 65H151V67H150ZM31 66V67H30ZM184 66V67H183ZM17 67H18V65H17ZM40 67V68H39ZM180 67H183L182 69L180 68ZM2 68V67H1ZM27 68H29V69H27ZM37 68H38V70H37ZM84 68H83V70H84ZM90 68H91V71H90ZM94 68H96L95 70H97L98 69V67H94ZM152 68V69H151ZM164 68V71L163 70H161V68H160V72H161V75H163V74H165L166 73V75L168 76V71H167V69L165 68V67H163ZM172 68V69H173ZM179 68L182 70V71H178L177 72V70H179ZM19 69H20V64H19V68L17 69H15V70H17L16 72L17 73H19ZM151 69V70H150ZM32 70H33V72H32ZM40 70V71H39ZM82 70V69H81ZM93 70V71H92ZM165 70L167 71V72H165ZM37 71V72H36ZM39 71V72H38ZM85 71V70H84ZM163 71V72H162ZM171 71H172V73H171ZM185 71V72H184ZM31 72V73H30ZM77 72V73H76ZM157 72H158V74H157ZM33 73H34V75H33ZM90 73V74H91ZM147 73V74H146ZM182 73H184V76H183V74ZM16 74V73H15ZM75 74V75H74ZM181 74H182V76H181ZM17 75H19V74H17ZM31 75V76H30ZM74 75V76H73ZM151 75V74H150ZM165 75V76H166ZM171 75V76H170ZM147 76H149V77H147ZM160 76V75H159ZM166 76V77H167ZM74 77V78H73ZM182 77H184L185 78V81H184V83H182L183 82V78ZM4 78V79H3ZM23 78V79H22ZM92 78H93V76H92ZM144 78V79H143ZM152 78V77H151ZM179 78H181V79H179ZM1 79L4 81V82H7L6 84H10V83H8V81H11V80H5V79H7V77L5 78L4 76H1ZM9 79V78H8ZM28 79V80H27ZM87 79V80H86ZM94 79V78H93ZM147 79L145 80V81H143V82H141V84H139V86L141 85H143V87L141 88V86H140V89L142 90V94H144V92H145V94L148 92V90H150V92H152V91H154L155 89L154 88H156V86H153V83H152V81L154 80H150V81H147ZM19 80V81H18ZM25 80V81H24ZM86 80V81H85ZM149 80V79H148ZM85 81V82H84ZM147 81V82H146ZM179 81H181V83H179ZM1 82V81H0ZM4 82H3V84H4ZM89 84H88V83ZM145 82H146V84H150V85H148V88L146 89L147 90V92H146V90H145V87H146V84H145ZM154 82V81H153ZM2 83V82H1ZM87 83V85H85ZM79 84H80V86L81 87H79ZM85 85V86H84ZM154 85H156V83L154 84ZM186 85V84H185ZM22 86V85H21ZM77 86V87H76ZM88 86V87H87ZM152 86H153V88H152ZM175 86H176V88H175ZM82 88V90H83V92H82V90H80V92H82V94H80L81 95V100L79 99L80 98V96H79V98H78V102H79V104H78V102H76L77 101V97H78V94H79V92H78V90H77V88ZM87 88V92H91V94H89V93H87V96L85 97V95H86V93H85V89ZM151 87V88H150ZM172 87V88H173ZM88 88H89V90H88ZM150 88V89H149ZM92 89V88H91ZM175 89H177L176 90V92H180L181 94H183V97H182V95L180 94H176V92H175ZM78 92V93H77ZM150 92H148V93H150ZM24 93V94H23ZM172 94V95H171ZM223 94V93H222ZM221 94V95H222ZM21 95V94H20ZM32 95V96H31ZM22 96V97H23ZM26 96V95H25ZM77 96V97H76ZM88 96H90L89 98H87ZM176 96V97H175ZM180 96V97H179ZM33 97H34V99L36 100H34L33 99ZM36 97V98H35ZM124 96H122V98H123ZM126 97H129V96H126ZM182 97V98H181ZM222 97H223V95H222ZM74 98H76V99H74ZM85 98H87V99H85ZM117 98V99H116ZM165 98V99H166ZM170 98V99H169ZM176 98H177V101H174V100H176ZM19 99H20V97H19ZM33 99V100H32ZM83 99H85V100H88V101H90L91 103L89 104V102L88 103H86V102H84V101H82ZM115 99H116V101L119 99V102L122 100V99H120V97H115ZM179 99H180V102H179ZM181 99H182V106H181V109H182V111L181 110H179L178 109V107H180V104H178V103H181ZM26 100H27V102H26ZM31 100H32V102H31ZM107 100V101H106ZM128 99L126 98V99H124L123 98V100L119 103V102H114V100H113V102L114 103H112V100L111 101H109V99H103V101H102V104H100L101 105V107L99 106V109L98 108H96V109H98L99 111H98V113H101V111H102V113L103 112H105V111H110L111 109H113V110H111L110 112L111 113H113L114 111H115V109H116V111L114 112L115 114H117V115H119V117L121 116V118H122V120L124 121V119H126V116H125V113L126 114H128V113H130L131 111L130 110H124V107L126 106L125 105V103L127 104L128 103V101H127ZM158 100V101H159ZM184 100V101H183ZM218 100L221 102V106L219 105H217L218 103H219V101L217 102V99H215V100H213L210 104L212 105V107L214 108L215 106H217V108H214V111H213V113H215L217 116H216V118H219V117H222V114H223V116H224V114L225 115H228L229 116V118H230V114H226V111H228L229 112V107H228V109H227V107L226 106H228L230 103L232 104V100L230 101V103L228 102L227 104H225V103H223V100L221 99H219L218 98ZM21 101V100H20ZM19 100H18V102H20ZM29 101V102H28ZM34 101H35V103L37 104H39V106L38 105H36L35 103H34ZM82 101V102H81ZM40 102H42V107L40 106ZM98 102V103H97ZM124 102V103H123ZM165 102V103H164ZM184 102H185V105L186 104H190L191 103V105L189 106V105H184ZM198 102V103H197ZM217 102V103H216ZM24 103H26V105L24 104ZM76 103V104H75ZM84 103V104H83ZM106 103V107H105V104ZM115 103H117V105L115 104ZM118 103H119V105L121 104V103H123L122 105H121V107L119 108V105H118ZM169 105H168V104ZM175 103H177L175 106H174V104ZM87 104V106L88 107H86L85 105ZM98 104V105H97ZM107 104L109 105V106H107ZM115 104V105H114ZM154 104H155V101H154ZM167 104V107H165V105ZM198 104V105H197ZM220 104V103H219ZM224 104L226 105V106H224ZM230 104V105H231ZM31 105H33L34 107V109L32 108V107H30ZM78 105V106H77ZM103 105V106H102ZM111 105H114V106H111ZM172 105H173V107H172ZM179 105V106H178ZM193 105V106H192ZM210 105V106H211ZM28 106V105H27ZM27 106L25 107V109L27 108ZM45 106V107H44ZM118 106V107H117ZM124 106V107H123ZM163 106H164V109H163ZM184 106L185 107H187L186 109L184 108ZM195 107V109H197L196 111H193L192 110V108H190V107ZM36 107H37V109H36ZM77 107V108H76ZM85 107H86V109H85ZM114 107V108H113ZM118 109H117V108ZM183 107V108H182ZM226 107V108H225ZM27 108V109H28ZM46 108H47V110H46ZM172 108V109H171ZM198 108H199V110H198ZM39 109V111H37ZM41 109V110H40ZM44 109H45V111H44ZM85 109V110H84ZM171 109V110H170ZM194 109V108H193ZM194 109V110H195ZM34 110H36L37 112H39V114L37 113V112H35ZM50 110V111H49ZM78 110H79V112H80V115H77V114H79V112H78ZM119 110V111H118ZM124 110V111H123ZM170 110V111H169ZM185 110H187L186 112H185ZM32 111L34 112V113H36V114H34L35 115V118H36V120H34V116H32L31 117V115L33 114L32 113ZM47 111V112H46ZM53 111H54V113H53ZM68 111L70 112V113H68ZM113 111V112H112ZM167 111L169 112L168 114H167ZM179 111V112H178ZM191 111L193 112V113H191ZM221 111V112H220ZM22 112H24V111H22ZM21 112V114L23 115V113ZM29 112V113H28ZM58 112H59V114H58ZM60 112H61V114H60ZM66 112H67V114H66ZM78 112V113H77ZM122 112V113H121ZM165 112H166V114H165ZM177 112H178V114L180 115H178L177 114ZM185 112V113H184ZM242 112V111H241ZM43 113V114H42ZM50 113H52L51 115H49ZM75 113H76V116H81V118L79 117H77L76 119H77V121H75L76 119L74 118L75 116ZM154 112H153V114H155ZM231 113V112H230ZM236 113V116H238L237 115V113H239L240 115H241V113H240V111H237V112H235ZM235 113L234 114H232L233 116L235 115ZM30 114V115H29ZM37 114H38V116H37ZM66 114V115H65ZM121 114V115H120ZM189 114V115H188ZM191 114V115H190ZM20 116V120H21V117L22 118H24L23 116ZM25 115V114H24ZM42 115V116H41ZM46 115H49V116H46ZM60 115H61V117H62V119L64 120L65 119V122L63 123V120L61 119V117H60ZM65 115V116H64ZM71 115V116H70ZM153 117H152V116ZM187 115V116H186ZM198 115V118H196V116ZM18 116V115H17ZM37 116V117H36ZM41 116V117H40ZM46 116V117H45ZM57 116H59V118L57 117ZM140 116H141V119L143 120H145L146 122L144 123V125H143V123H141V125H140V122H142V121H140V119H137V117L138 118H140ZM146 116V115H145ZM177 116H179V118L177 117ZM184 116H185V119H183L184 118ZM189 116V117H188ZM228 116H226L225 118H227ZM233 116H231V117H233ZM19 117V116H18ZM26 117H28V118H26ZM40 117V118H39ZM47 117L49 118L48 119V121H50L51 122V124H50V122H49V124H50V126H49V124H46L47 125V128L46 127H44V126H46V125H44V121L47 119ZM51 117H52V120H50L51 119ZM55 117V118H54ZM73 117V118H72ZM178 119V120H176V118ZM181 117V118H180ZM239 117V116H238ZM38 118V119H37ZM43 118H45V119H43ZM54 118V119H53ZM57 118V119H56ZM72 118V119H71ZM120 118V119H121ZM134 118H135V120H139V121H134ZM152 118V119H151ZM19 119V118H18ZM39 119L41 120V121H39ZM73 119H75V120H73ZM183 119V120H182ZM199 119V120H198ZM235 119V116L233 117V119L232 120H234ZM44 120V121H43ZM57 120V121H56ZM71 120V121H70ZM72 120H73V122H72ZM143 120V121H144ZM154 120H153V125H154V123H157L156 121L154 122ZM196 120H198V121H196ZM226 120H228V118L226 119ZM230 120V121H229ZM228 121H224V119H222V122L221 123H225L226 124V122H227V124H237V120L234 122V123H230V122H232L231 121V118L229 119ZM23 121V120H22ZM35 121H37V123H35ZM39 121V122H38ZM48 121L46 122V123H48ZM54 121V122H53ZM72 122V126L70 127V123ZM148 121V122H147ZM158 121V123L160 122L159 120H157ZM179 121H181V122H179ZM183 121V122H182ZM187 121V122H186ZM239 121V120H238ZM25 122V121H24ZM68 122V123H67ZM78 122V123H77ZM39 123V124H38ZM40 123L41 124H43V125H40ZM57 123H59V124H57ZM77 125H76V124ZM157 123V124H158ZM172 123V122H171ZM183 123V124H182ZM188 123V124H189ZM12 124V123H11ZM52 124H54V125H52ZM64 124H66V126L64 125ZM82 124L83 123H80V125L82 126ZM149 124V125H148ZM157 124H155L154 126L152 125L151 126V130H150V132L154 129V127L157 125ZM186 124V125H185ZM56 125H59V126H57V133L54 131V130H56V128H55V126ZM61 125V126H60ZM76 125V127L74 128V126ZM159 125V124H158ZM42 126L44 127V128H42ZM49 126V127H48ZM69 126V127H68ZM81 126H79V127H81ZM170 126H172V125H170V122H169V125H168V123H167V125L165 124V126L164 127H166V128H168V129H171V127ZM191 126V127H190ZM51 127V128H50ZM52 127H53V129H52ZM58 127L60 128V129H58ZM63 127V128H62ZM66 127H68V128H70V129H68V128H66ZM84 127H85V123H84ZM83 126H82V130H84L83 128H84ZM143 127V128H142ZM160 127V126H159ZM177 127V128H178ZM187 127H190V130L191 129H193L192 130V133L189 135V137H191V135H192V137H191V139L193 138V140H194V137H195V133H196V131H195V129H194V126H192V125H188ZM27 128V127H26ZM31 128V129H30ZM36 128L38 129V130H36ZM39 128H40V130H39ZM65 128H66V130H65ZM88 127H86L85 128V130L87 129ZM158 127L156 126V129H157ZM176 128V129H177ZM179 128H178V130H179ZM27 129V130H28ZM43 129H46L45 130V132L44 131H42ZM48 129H50V130H48ZM63 129V130H62ZM73 129H74V131H73ZM155 129V130H156ZM159 129H161V128H159ZM164 129V128H163ZM167 129V130H168ZM33 130V131H32ZM54 131V134L52 135V131ZM62 130V133L61 132H58V131H61ZM66 132H65V131ZM80 130V132L82 131L81 129H79ZM84 130V131H85ZM88 130V129H87ZM155 130H153V132H154V134L152 133L151 135L153 136H156L157 137V135H159V134H157V133H155ZM177 130V131H178ZM185 130H186V128H185ZM185 130H179V132L181 131V133H184L183 134V136H186V134H187V132L185 131ZM188 130H189V128H188ZM51 133H50V132ZM73 131V132H72ZM89 131V130H88ZM170 130H168V131H166V132H169ZM171 131L172 132H174L173 133V135L175 134V129H174V131H173V128L171 129ZM170 131V132H171ZM177 131H176V133H177ZM194 131H195V133H194ZM43 132H44V135H43ZM48 132H49V136H48ZM147 133L149 132V131H146ZM150 132L148 133V136H151L150 135ZM166 132H163V133H166ZM179 132L177 133V135H175V136H173L172 138L170 137V133L169 134H167V135H169V136H167V138L165 139L166 141L167 140H169V141H171L170 139H168V138H171L172 139V148H173V151L175 152V148H174V144L173 143H175L176 145H177V142L176 141H179V140H181V142L183 141V143H181L180 141H179V143H181V144H183V146L186 148L187 146H188V143H190L188 140H186V139H183V137L180 139L179 138ZM190 132V131H189ZM189 132H188V134H189ZM35 133V134H36ZM46 133V134H45ZM58 134V133H60L59 135H61V136H63L62 138H61V136H55L56 134ZM75 133V134H74ZM78 133V134H77ZM82 133V132H81ZM85 134H89V132H84ZM84 133H82V134H84ZM145 133V132H144ZM163 133H161L162 135H163ZM180 133V135H182ZM194 133V134H193ZM51 134V135H50ZM79 136V138L81 137V140H79V138H78V136ZM85 134H84V136H85ZM187 134V135H188ZM33 136V138L35 139V143L36 142H38V143H36V147L34 146V142H31L33 139H30L31 138V136ZM74 135H76L77 137L75 138V139H72L73 138V136ZM90 135H93V134H90ZM89 135V136H90ZM161 135V136H162ZM166 135V134H165ZM165 135H163L164 136V138L166 137ZM69 136V137H68ZM147 136V135H146ZM160 136V137H161ZM163 136H162V139H164L163 138ZM41 137H43L42 139H41ZM46 137H48V138H46ZM60 139H59V138ZM71 137V138H70ZM92 137V136H91ZM91 137H89L90 139H91ZM95 136H93V138H94ZM142 137H145L144 135H142ZM188 137V136H187ZM57 138L59 139V140H57ZM70 138V139H69ZM91 139L92 141H95V139ZM149 138H151V139H153L152 137H149ZM41 139V140H40ZM46 139V140H45ZM52 139L51 140H49V141H52ZM69 139V140H68ZM78 139V140H77ZM85 139H88L87 137L86 138H84V140ZM178 139V140H177ZM183 139V140H182ZM196 139V138H195ZM31 140V141H30ZM73 142H72V141ZM164 140V141H165ZM189 140H190V138H189ZM66 141V142H65ZM74 141H79L78 143L76 142V144L78 145H76V147H79V148H81V149H79V148H77V150H75L74 148V146L72 145V143L74 144ZM87 141V140H86ZM90 140H88V142H89ZM164 141H163V144H165V143H167V148H168V142L169 141H167V142H165L164 143ZM191 141V140H190ZM196 140H194V142H195ZM32 143L33 144V146L31 147V145L32 144H30L29 145V143ZM43 142V143H44ZM53 142V141H52ZM70 142V143H69ZM95 142H97V141H95ZM95 142H91L90 141V144L92 143V146L94 147L95 146ZM192 142V141H191ZM64 143L65 144H67V145H65L64 146ZM70 145H69V144ZM134 143V144H133ZM133 143H131L132 144V148H131V150L130 151H132L133 152V150H134V152H133V154H132V158H133V162H132V158L130 157L131 156V154H129V159H130V161L132 162V165L130 164L131 162H129V164L130 165H128V167H132V168H135L134 166H136V163H137V166L136 167H138V164H140L141 163V161L142 160H139L138 158H139V156H138V153H137V151L139 150V148H140V146L138 147V146H136L137 145V142H136V144H135V142H133ZM196 143V142H195ZM46 144V143H45ZM88 144V143H87ZM163 144H160V145H163ZM169 144L171 145V143L169 142ZM40 145V146H39ZM72 145V146H71ZM133 145H135L134 147H133ZM158 146L159 147V149H158V155H157V158H159V156L160 157H163L164 156V154H166V156H168L170 153V155L172 156L173 155V157L175 156V154H178L177 153V151H179V152H184L183 151V149H185L184 147L183 148H181L180 150H179V148L180 147H182V145L180 146L179 144V148H178V150L176 151V153H174L173 151H172V148L170 147V149H171V151L170 150H168V153H165V152H167L166 151V147H165V145H164V149L163 148H161L160 149V147L161 146ZM39 146V147H38ZM91 146V145H90ZM104 146H106V145H101V148H100V150L101 149H103V147ZM66 147H67V151L69 150L70 152L68 153V152H64V148H65V151H66ZM69 147H71V148H69ZM72 147H74V148H72ZM88 147V148H87ZM95 147H100V145H98V143L96 144V146ZM94 147V148H95ZM137 148V150H135L136 148ZM157 147V148H158ZM88 149V151H87V149ZM156 148V147H155ZM157 148H156V150H157ZM75 150V152L74 151H72V150ZM84 149V150H83ZM89 149H90V151H89ZM93 149V148H92ZM106 150H108L107 152H109V148L106 146V148H105ZM35 150V151H34ZM78 150H83L84 152L82 153V152H80V154H81V157L79 156L80 154H78L79 152H77ZM86 150V151H85ZM95 150H96V148H95ZM94 150V151H95ZM99 150V148L96 150V151H98ZM105 150V151H106ZM155 149H154V151H156ZM164 152V150H165V152H164V154H163V156H162V154H160V153H162V151ZM94 151H93V154H94ZM154 151H150V153L152 152V154L151 155H154V158H156V153L154 152ZM74 152V153H73ZM77 152V153H76ZM103 153H107V152H104V151H102ZM132 152H130V153H132ZM155 154H154V153ZM157 152V151H156ZM172 152H173V154H172ZM181 152V153H182ZM63 153H65V155L63 154ZM70 153H73V154H71V156H72V158H70L71 156H70ZM100 154H101V152H99ZM98 152L97 153H95L96 155L97 154H99ZM102 153V154H103ZM140 153V152H139ZM150 153H148V155L146 154H144L143 156H146V157H140V159H143L144 158V161H142V163L143 164H141V166H142V168H144L145 167V163H147V162H145V161H147V159L146 158H148V157H151V156H149L150 155ZM66 154H67V156H66ZM69 154V155H68ZM141 154V153H140ZM139 154V155H140ZM160 154V155H159ZM168 154V155H167ZM183 154V153H182ZM73 155H76V157H74ZM87 155V154H86ZM142 155V154H141ZM140 155V156H141ZM184 155V154H183ZM66 156V157H65ZM79 156V157H78ZM166 156L163 158V160H164V162L167 160L168 161V159H166ZM170 156V157H171ZM178 156H180V154H178L176 157H174V159H176V158H178ZM63 157V158H62ZM136 157V158H135ZM169 157V158H170ZM65 158V159H64ZM151 158H153V157H151ZM181 158V163H179V159ZM180 158H178V159H176V160H174L173 158V160L177 163V165H178V167L180 168V169H182V171L184 170L185 171V167L188 165V163L187 162H185L186 161V159H187V157H186V159L183 157L182 158V155H181V157ZM74 159V160H75ZM134 159L137 161H135V163H134ZM166 159V160H165ZM138 160H139V162H138ZM149 160V159H148ZM171 160V159H170ZM185 160V161H184ZM167 161H166V163H167ZM172 161V160H171ZM178 161V162H177ZM188 161H190V163H189V165L188 166H190L191 165V167H192V162L195 164L196 163V161H193V160H189L188 159ZM169 162V161H168ZM175 162H169V164H167V166L166 167H162L161 166V168H159V169H161V171H162V168H164V170L166 171L167 170V172L169 173V169H171V167H172V165H174V164H176ZM174 163V164H173ZM183 163V164H182ZM186 163H187V165H186ZM63 164V163H62ZM163 164V162L161 163V165ZM172 164V165H171ZM184 164H185V167H184ZM146 165H148V164H146ZM166 165V164H165ZM169 165H170V167H169ZM177 165H176V167H177ZM183 165V166H182ZM68 166V167H67ZM163 166H164V164H163ZM194 166V169H192V168H190L191 169V171L189 170V172L187 173V171H188V169L186 170V172H182V173H184V174H190L191 176H189L188 175V177H192L193 175H195L196 173H197V171H198V169L197 168H195V165H193ZM242 166V165H241ZM169 167V168H168ZM66 168V169H65ZM168 168V169H167ZM173 168V167H172ZM178 168V169H179ZM159 169H157V171L159 170ZM177 169V168H176ZM175 169V170H176ZM197 169V170H196ZM174 170V169H173ZM174 170V171H175ZM194 172H193V171ZM154 171H156V170H154ZM165 171H163L164 173H165ZM177 171V170H176ZM163 172H161V173H163ZM163 173L164 174V176L165 177H163L162 178V180H164V181H162V180H160L161 178L160 177H158L159 176V174L157 175V177L156 178H159V179H154V181L153 180H150L151 182L153 181V184L152 185H156V184H158L159 182H160V184H161V181H162V185H161V188H162V186H163V182H164V186L166 185L165 183L167 182L168 183V181H166V179L168 180V176H167V174L168 173ZM171 172V171H170ZM179 174H180V178H181V173L179 172V170L177 171ZM177 172H174V174H173V171H172V173H169V174H172V175H175V173H176V180L174 179V182H172L173 184H175L174 186H173V184H171V181H173L172 179L174 178V176L172 177V175H170L171 176V178H170V180L171 181H169V183H168V188H170V187H174L175 189H176V187L175 186H177V183L179 184V183H181V182H179V181H181V179L183 178V175H182V178L180 179L179 177H177ZM152 173V172H151ZM151 173H149L150 175H151ZM155 173H157V172H155ZM193 173H195V174H193ZM60 174H63L64 176H66V174H64V173H60ZM163 174H160V176L161 175H163ZM168 174V175H169ZM179 174H178V176H179ZM246 176H248V172L245 174ZM149 176V175H148ZM155 176V175H154ZM154 176H150L151 178H154ZM169 176V177H170ZM185 176V175H184ZM187 176V175H186ZM167 177V178H166ZM149 178V177H148ZM178 178V179H177ZM187 178V177H186ZM185 178H183V180H184ZM148 180V182H149V179H147ZM146 180V181H147ZM155 180H158V183H154V182H156ZM160 180V181H159ZM177 180H179L178 182H177ZM182 180V181H183ZM147 183V182H146ZM145 183V181H144V184L145 185H147L148 187L150 186V183H148V184H146ZM142 186V187H145V190H144V192L147 194V195H149L150 194V196H151V193H150V191L149 192H146V187L147 186ZM180 185V184H179ZM179 185L177 186L178 187V189H179ZM163 186V188L162 189H165V187ZM148 187H147V191L148 190H150V189H148ZM157 187H160V185H158ZM157 187H153L152 186V188L153 189H156ZM172 187V188H173ZM168 188H167V185H166V189H165V191H169L168 190ZM162 189H159V192H161V190ZM143 192V193H144ZM162 192L164 193V191L162 190ZM160 193V194H162L163 196H164V194L163 193ZM174 193H175V191H173ZM172 192V193H173ZM173 193V194H174ZM176 193H178V192H176ZM175 193V195L174 196H176L177 194ZM146 194H143V199H142V201L146 198L145 196H147ZM173 194H170V191L169 192H167V195H169V196H173ZM145 195V196H144ZM166 195V193H165V196L164 197H166L167 196ZM142 196V194L139 196V198ZM162 196V197H163ZM167 197V199H168V201H167V199H165L164 197H163V200H165V204H167V203H169L170 201H169V199L171 198L172 199V201H173V198H172V196L171 197ZM177 197V196H176ZM175 197V198H176ZM138 198V199H139ZM130 199H132V200H130ZM129 199V201H132L133 202V199L135 200V199H137V197L135 198V196L133 197V196H131V198ZM141 199V198H140ZM139 199V200H140ZM146 199H148V197L146 198ZM149 199L151 200V198L149 197ZM149 199L148 200H146V202H145V200L143 201V202H145L144 204H140L138 207H140V211L142 210V208H141V206L142 207H144L145 208V210L147 209V208H149V204L147 203V202H149ZM142 202V203H143ZM137 205L139 204V202H138V200H137ZM141 203V202H140ZM133 204V203H132ZM134 204H135V201H134ZM145 204H146V206H148V207H146L145 206ZM148 204V205H147ZM171 205V203L169 204V206ZM135 206H136V204H135ZM137 207V208H138ZM176 206L174 205L173 206V211H174V208H175ZM144 208H143V210H144ZM144 210V211H145ZM144 211H141V212H144ZM171 212V211H170ZM126 213H128V212H126ZM126 213H121L122 214V216L123 215H126ZM173 213H175V212H173ZM118 214H120V213H118ZM117 214V219H116V221H120L122 218V226L125 224V222L127 223V222H132L133 223V221L135 220L132 216V212H130V215H129V213L126 215V216H124V217H122L121 216V214H120V216H121V218H120V216ZM173 216L175 215V214H172ZM178 215V216H177ZM131 216V217H130ZM173 216H171V218L173 217ZM125 217H127V218H125ZM153 217V216H152ZM152 217H151V222L153 223V224H155V226L157 225H159V223H160V225L162 226V223L159 221L158 223H156L158 220H160V219H158V220H155L154 221V218H153V220H152ZM156 217V216H155ZM174 217H177L179 220H177V222H173L174 220L176 221V218L174 219L173 218V220H170L171 222H169L168 220V223H172L173 222V224H174V226L176 225V227H173L172 225H170V226H172V227H170V230H172L171 228H173V229H175V231L173 230V232L172 231H169V233L167 234V232H168V228H167V232H166V234L167 235H170V232H172L173 233V235H172V233H171V235L172 236H174V237H172L171 235V237L170 236H167V235H165V233H163L162 234V232L164 231L165 232V230H164V225H165V228H166V222L165 223H163V226L161 227H157L158 229V232H159V234H158V232H157V230L156 229H154L153 228V226L154 225H152L151 226V228H150V230L151 231H148L149 233V235H147V233H144V234H146V236H143V235H141V234H139V237L137 238V236H138V234H137V231L135 232L134 231V235H133V233L132 234H129V236H128V234H127V229H125V231H124V227L121 229V233L123 234V233H125L124 234V238L125 239H127V237H128V239L126 240V241H129V243H127L126 241H125V239L123 238V241H122V238L121 237H119L118 239H112L113 241H112V244L111 243H109V244H111V246H108L107 245V248H108V250L106 251V253H104L105 254V256L104 255H99V256H101V257H103V260H102V258L100 257V259H99V263H100V261H101V263L100 264H118L119 263V260L121 259V260H123V261H127V259H128V261L132 258V260H130L133 264H140V263H145V264H172L173 262H174V260H175V258H176V260H177V256H178V254L176 255V251H178L179 249H176L178 246H179V244L175 241V235H177V233H179V235L178 236H181V235H183V234H185L184 232H185V230L186 229H184V230H182V228H184L185 226H184V224L187 226V224L184 222L185 220H181L182 218H183V216L181 217L179 214H177L176 213V216H174ZM181 217V218H180ZM130 218V219H129ZM120 219V220H119ZM124 219H127V221L126 220H124ZM134 219V220H133ZM155 219H157V217L155 218ZM183 219H185V218H183ZM124 220V221H123ZM133 220V221H132ZM120 221V222H121ZM154 221V222H153ZM178 221H179V223L180 222H184L183 223V225H181V224H179L178 223ZM120 222H119V224H120ZM135 223H133V225L135 226V225H138L137 224V222L136 221H134ZM150 222V220H149V223H151ZM175 223H177V224H175ZM141 224V223H140ZM180 225V226H179ZM119 226V225H118ZM121 225L119 226V227H122ZM154 226V227H155ZM168 226V225H167ZM179 226V227H178ZM181 226H184V227H182L181 228ZM179 229H178V228ZM188 227V226H187ZM138 227L137 226H135V229H137ZM177 228V229H176ZM120 229V228H119ZM129 230V229H128ZM134 230V229H133ZM161 230V231H160ZM181 230H182V234H181ZM124 231V232H123ZM127 231V232H126ZM152 231L154 232V233H156V234H152ZM178 231V232H177ZM184 231V232H183ZM130 232H132V231H129V233ZM136 233V234H135ZM176 233V234H175ZM126 234H127V237H125L126 236ZM152 236H151V235ZM159 236H161L162 237V235H163V237L161 238V237H159ZM181 234V235H180ZM131 235H133V236H131ZM156 235V236H155ZM164 236H166L165 238H164ZM146 237V238H145ZM149 237H151L150 238V240H149ZM152 238H153V240H152ZM167 238V239H166ZM171 238V239H170ZM177 238V237H176ZM156 239V240H155ZM157 239H159V240H157ZM162 239V240H161ZM167 240L166 242L164 241V240ZM174 239V240H173ZM114 240H115V242L116 241H119L118 243L121 245H117L118 243L116 242H114ZM134 240V241H133ZM142 240V241H141ZM151 240L152 241H154V242H151ZM124 241H125V243H124ZM164 242V243H162V242ZM169 241H170V243H169ZM114 242V243H113ZM132 242V243H131ZM175 242V243H174ZM123 243V244H122ZM131 243V245H129ZM159 243V244H158ZM161 243V244H160ZM166 243H167V245H166ZM128 244V245H127ZM165 244V250H164V247H163V245ZM173 244V245H172ZM175 244V245H174ZM133 245V246H132ZM150 245V246H149ZM162 245V246H161ZM188 245V244H187ZM123 246H124V248H123ZM129 246V247H128ZM167 246V247H166ZM177 246V247H176ZM181 246V245H180ZM189 246V245H188ZM188 246H186L187 247V249H186V252L187 253H189L188 255H190V258H191V256H192V253H191V249L192 248H189L188 249ZM122 248L121 250H119V248ZM135 247V248H134ZM173 247H175V248H173ZM190 247V246H189ZM144 248H145V250H144ZM166 248H167V251H166ZM161 249V250H160ZM182 249V248H181ZM141 250H143V251H141ZM173 250V251H172ZM176 250V251H175ZM188 250V251H187ZM126 251H127V253H126ZM130 253H129V252ZM132 251H134V252H132ZM136 251H138V252H136ZM120 252V253H119ZM122 252V253H121ZM143 252V253H142ZM179 253L181 252V251H178ZM177 252V253H178ZM132 253V254H131ZM134 253V254H133ZM28 254V256L30 255L32 258L31 259H29L30 258V256H29V260H33L34 261V256L35 255H37L36 256V258L38 257H40L38 254H35L34 253V256L32 255V253L30 254V253H27ZM131 254V255H130ZM170 254V255H169ZM126 255H128V256H131V257H127L126 258ZM141 255H143V256H141ZM168 255H169V257H168ZM123 256V257H122ZM140 256V257H139ZM171 256V257H170ZM176 256V257H175ZM126 258V260H124L125 258ZM136 257V258H135ZM139 257V258H138ZM172 257H174V259H170V258H172ZM37 258V260L36 261H38L39 259ZM123 258V259H122ZM150 258V259H149ZM41 259V258H40ZM97 259H98V257H97ZM143 259V260H142ZM162 259V260H161ZM169 259V260H168ZM121 260H120V262H121ZM142 260V261H141ZM146 260V261H145ZM160 260V261H159ZM165 260V261H164ZM195 260V259H194ZM36 261H35V263H36ZM240 261V260H239ZM30 262V261H29ZM139 262V263H138ZM191 262H194V261H192V258H191ZM240 262H242V261H240ZM31 263V262H30ZM194 263H196V262H194ZM239 263V262H238ZM32 264V263H31ZM96 264H97V261H96ZM120 264V263H119ZM192 264V263H191ZM240 264H242V263H240Z\"/></svg>",
    "mask_w": 264,
    "mask_h": 264
}]
</instances>
